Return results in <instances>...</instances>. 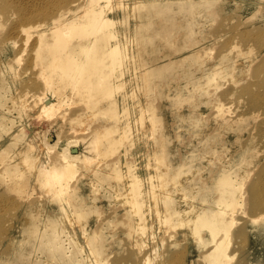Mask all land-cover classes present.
Segmentation results:
<instances>
[{"label":"bare ground","instance_id":"1","mask_svg":"<svg viewBox=\"0 0 264 264\" xmlns=\"http://www.w3.org/2000/svg\"><path fill=\"white\" fill-rule=\"evenodd\" d=\"M28 1L13 0L15 9L7 17L11 25L0 38V44L10 47L20 42L21 51L13 64L21 61L30 42L28 67L36 80L32 92L24 87V95H0L2 99L11 94L0 102V206L5 200L12 201L5 195L11 191L28 212L16 231L21 241L15 246L14 262L46 264L54 256L65 259L66 264H104L102 246L96 245V229L88 219L94 208L86 207L90 189L101 184L105 199L122 203L116 211L129 222L126 232L140 255L138 264L150 262L146 235L153 238L170 228L185 232L200 247L207 245L205 264H228L233 256L229 244L235 213L243 200L244 182L237 180L238 174L222 171L214 185L196 181L186 185L193 172L184 169L182 161L174 171H166L171 142L156 133L151 142L154 146L126 157L145 132L151 139L154 134L156 111L146 93L148 80L159 69L147 67L138 48L155 41L157 32L150 33L148 28L150 16L164 14L171 19L166 6L157 0ZM28 3L36 5L32 12H27ZM188 8L189 13L191 4ZM174 24L171 20L170 25ZM199 51L180 49L166 66L182 75L178 87L191 88L200 97L213 98L215 78H222L226 71L233 75L239 68L242 78L255 58L249 56V49L243 51L230 43L211 71L200 74L191 64L194 57L199 58ZM12 63L2 64L3 71H11ZM196 78L203 80L193 84ZM180 100L176 97L174 101ZM73 104L79 105L76 109L80 111L65 120L67 131L73 132L66 139L60 132L54 141L47 135L41 140L30 139L20 132L18 120H12L15 113L22 120L32 111L47 115L52 123H63L64 106L71 109ZM208 108L207 116L216 127L232 126L240 120L239 116L229 118V106L223 107L217 100H211ZM100 114L105 123L76 135ZM79 140L84 143L83 152L76 149ZM253 186L249 194L252 205H264V188L259 182ZM31 192L37 196L34 200L28 195ZM48 203L57 205L58 215L49 214ZM241 211L247 215V207ZM247 218L262 222L264 227V213ZM160 242L163 240L159 239L152 251L157 252Z\"/></svg>","mask_w":264,"mask_h":264},{"label":"rangeland","instance_id":"2","mask_svg":"<svg viewBox=\"0 0 264 264\" xmlns=\"http://www.w3.org/2000/svg\"><path fill=\"white\" fill-rule=\"evenodd\" d=\"M71 1L64 0L63 3ZM157 1L160 6H166V13L171 19L164 14L150 16L148 28L150 33L157 32L155 41L146 47L138 48L145 65L151 70L159 69V73L153 74L148 80L147 85L150 88L146 93L156 111L154 134L151 139L145 132L142 141L137 147L130 149L126 157H132L131 153L138 149L147 151L155 145L151 142L157 136L171 142V151L166 154L167 157L164 156L166 171H174L182 161L183 168L193 172L186 185L195 181L214 185L222 171L237 173V180L244 182L240 193L243 200L240 208L238 207L239 211L235 213L236 224L232 227L229 244V252L233 256L231 255L228 264H264L263 223L247 218L252 214L264 213V205L253 206L249 197L255 183L259 182L264 188V0ZM12 2L13 0H0V38L7 34L11 25L7 17L13 12L11 10L15 9ZM27 2L29 1L21 0V3ZM35 8L36 5L27 4V12H32ZM171 20H174V26L170 25ZM230 43L236 44L243 51L249 49V56L255 57L242 78L239 68L232 71L235 77L229 70L222 78H215L216 84L211 87L215 90L213 98L200 97L191 88L186 91L181 86L178 87L180 83L177 79H181L182 75L178 74L175 68H168L166 62L173 59L180 49L184 52L190 48L194 52L197 48L200 49L199 58L194 57L191 64L194 72L204 74L210 72V68L219 62V54ZM27 47L26 53L23 51L25 57L21 55V61L17 60L13 64L14 57L21 51L20 42H17L16 47L0 44V95L15 92L24 95V87L30 92L34 91L31 88L36 86V80L33 69L28 67L30 42ZM261 50L262 52L257 54ZM7 62L12 63L13 67L11 71L4 72L2 64ZM223 65L229 69L226 64ZM15 79L17 83L14 82ZM202 80L203 78H196L193 84ZM11 94L0 98V102L7 100ZM176 97L181 98L180 102L174 101ZM211 100H217L223 107L229 106L227 116L231 119L239 116L240 120L232 126L216 127L214 120L208 117ZM74 106H71V109L64 106L67 110L63 123L60 122L61 126L60 123L50 122L51 119L47 115H37L32 111L22 120L15 113L12 120H18L17 124L21 125L20 132L30 139L41 140L47 135L54 141L59 132L61 138L66 139L72 136L73 132L67 131L69 123L65 120L69 115L80 111L76 109L79 105ZM103 123L104 117L101 114L96 115L88 123V128L77 132L76 135L85 134L92 125ZM83 144L81 140L77 142L76 149L79 152L84 151ZM91 173L95 174L93 171ZM104 183L105 181L102 184ZM101 186L98 184L94 189H90L86 207L94 208L88 219L96 229V245L102 246L101 257L104 264H138L140 255L131 245L126 232L129 222H126L127 218L122 216L120 211H116L122 206L121 202L112 198L105 199ZM86 190L84 188L85 194ZM5 193L12 201L5 200L0 206V264H17L14 262L17 257L15 246L20 243L21 237L16 231L23 224L28 212L14 192ZM28 195L30 200L37 197L34 192ZM90 198H95V201L90 202ZM14 203L15 205L11 206ZM50 206L49 203L46 205L49 214L58 215L57 205ZM246 207L248 211L244 216L241 209ZM148 235L146 241L149 244L145 249L150 256L148 264H205L203 254L207 245L200 247L199 243L192 242L185 232L177 233L170 228L153 238ZM159 239L163 240V243L160 242L161 246L154 252L152 248ZM64 260L52 256L46 264H66Z\"/></svg>","mask_w":264,"mask_h":264}]
</instances>
